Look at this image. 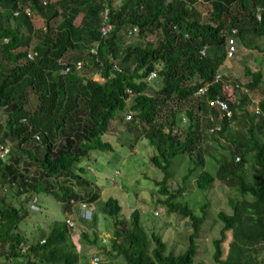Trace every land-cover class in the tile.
I'll list each match as a JSON object with an SVG mask.
<instances>
[{
	"label": "trees",
	"instance_id": "16d2710c",
	"mask_svg": "<svg viewBox=\"0 0 264 264\" xmlns=\"http://www.w3.org/2000/svg\"><path fill=\"white\" fill-rule=\"evenodd\" d=\"M196 1L118 0L114 5L111 0H0V57L7 63L6 73L0 75V108L6 111L0 143L9 138L13 145L12 154L7 149L0 159V190L14 188V196L25 195L16 206L0 207V264H78L74 247L66 245L69 200L91 208L97 195H79L66 180L87 184L73 173V166L91 150L112 151L101 136L109 121H120L127 112L126 124L143 131L154 152L149 162L163 174L156 182L166 195L161 203L169 212L187 217L191 232L182 252L166 251L158 234L147 236L138 210L124 217L117 200L107 197L99 212L112 217L105 255L114 253L112 257L119 256L122 264H203L195 260V239L207 214L205 192L217 179L237 197L227 199L230 213L221 209L214 213L220 229L211 239L212 262L264 264V89L253 109H248L249 92L264 85L262 70L242 69L247 81L241 86L246 92L224 88V76L202 97L194 96L212 79L231 27L245 48L252 38L264 39V0H202L207 22L201 21ZM26 7L29 14L23 11ZM105 9L110 27L103 35ZM56 18L51 32L50 23ZM156 34L155 41L142 45L127 42L129 35ZM202 46L210 50L208 56L199 55ZM252 49L264 51L258 45ZM27 50L35 52L32 59L26 58ZM77 61L82 62L79 70L74 67ZM66 66L69 70L62 73ZM152 69L161 86L151 90V80L145 78ZM94 74L100 80L93 79ZM231 79L232 84L238 82ZM29 93L36 97L32 109L25 106ZM205 98L225 102L230 116L208 107ZM182 103L186 107L181 112ZM207 114L216 117L214 122ZM215 123L220 128L209 132ZM30 142L32 146L25 147ZM38 146L43 147L41 156L35 155ZM174 159H186L187 167L182 186L170 192L164 182ZM208 161L215 164L213 174L205 169ZM190 177L194 187L204 192L202 204L177 200ZM48 194L65 204V218L53 220L46 230L37 224L29 237L12 232L28 216L29 206L38 210L39 200ZM96 214L91 210L89 227Z\"/></svg>",
	"mask_w": 264,
	"mask_h": 264
},
{
	"label": "rangeland",
	"instance_id": "374dc122",
	"mask_svg": "<svg viewBox=\"0 0 264 264\" xmlns=\"http://www.w3.org/2000/svg\"><path fill=\"white\" fill-rule=\"evenodd\" d=\"M111 2L116 5L118 0H111ZM194 6L200 12L201 21L207 22L204 2L197 0ZM78 20L79 17L74 20L75 23ZM58 21V18L51 21V32H53L54 26ZM34 25L39 26V21ZM157 37V34L147 37L129 35L127 42L140 43L142 45L146 41H155ZM250 40V47L247 48L241 44L239 45L237 42L234 56L229 61H225L226 59H224L219 66L222 67L218 71L219 74L222 72L230 80H232L231 78H237L240 85L247 81V78L242 74L244 67H247L251 71L260 68L264 80V62L259 61V59L264 58V51L252 49L255 45L264 48V39L252 38ZM33 43H35L34 40L31 41V44ZM6 67L7 63L0 57V75L6 73ZM92 78L100 80L97 74H94ZM149 84L151 90L159 88L161 86L160 77H155ZM263 89L264 85L249 92V98L251 100V104L248 105L249 110H252L256 102L260 99L262 95L260 91ZM35 98L32 93L27 94L25 106L32 109L36 104ZM185 107L186 104L182 103L180 108L181 112ZM5 112L4 109L0 108V126L6 118ZM126 114L129 113L127 112ZM126 114H123V118L120 121H109L106 132L101 136L104 141L111 144L112 151L101 152L99 150H91L88 153V157L82 158L78 164L73 166V173L78 174L80 178L86 180L87 184H78L74 179L66 180V183L79 195L85 196L92 192L97 195L90 208L93 212L96 211L98 213L96 214V222L91 227L88 226L89 223L91 224V221L83 222L82 220H76V217L73 216V211L76 209L75 204L71 206V214H69V218L67 217V220L70 219L69 221L74 220V224L70 226L66 245L70 248L74 247V251L79 256L78 264H91L90 261L93 257L98 258V264H122L119 256L112 257L115 256L114 253L109 256L105 255V251L110 249L109 236L112 229V217L99 212L107 197H112L117 200L121 207L119 213L124 217H127L132 210H138L139 221L147 236L151 233L158 234L166 244V251L177 254L182 252L187 245V236L191 232L190 220L177 213L169 212L167 207L161 203V200L166 195L159 192L160 188H158L156 182L161 181L163 174L149 162V157L154 154L153 148L148 144L146 138H144L143 131L140 128L130 127L129 129V125L126 124L128 120L125 117ZM63 136L61 134L58 137L57 144L61 142ZM3 140L0 144H4L11 151L9 154H12V141L9 138H4ZM32 144L33 142H30L25 147L29 148ZM42 153L43 147L38 146L35 149V155L41 156ZM173 162L169 168L171 175L164 182V186L170 192L182 186L181 178L187 167L186 159H174ZM78 167H81L82 171H79ZM205 169L213 174L215 169L214 162L208 161ZM31 171L33 172V169ZM61 177L58 178L59 181H62ZM184 185L185 188L181 192V195L177 196V200L180 199L181 201L188 202L190 205L202 204L204 201V192L194 187L193 177L186 179ZM13 193L14 188H1L0 207L9 208V206H16L25 196L20 195L16 197ZM205 196L208 199L207 210L205 209L207 214L201 224L199 235L195 239V260L201 261L203 264H215L211 260V239L218 236L220 223L215 220L214 213L219 209L230 213L227 199L228 197L236 198L237 195L233 189L215 179L212 187L205 192ZM38 205V210L35 205L29 206L28 216L12 232L29 237L35 232L37 224L46 230L48 224L53 220H62L63 217L65 218L63 209L65 204L51 194L43 196L42 200H39ZM82 232L87 234L88 239L91 240L94 238V242L90 243L84 239L81 234ZM21 247H25V245L22 244Z\"/></svg>",
	"mask_w": 264,
	"mask_h": 264
},
{
	"label": "built area",
	"instance_id": "2783aa9c",
	"mask_svg": "<svg viewBox=\"0 0 264 264\" xmlns=\"http://www.w3.org/2000/svg\"><path fill=\"white\" fill-rule=\"evenodd\" d=\"M24 13L25 14H29L30 11H29V8H24L23 9ZM17 12H13V15H15ZM102 17H103V21L104 24L101 25V34H106L108 31H109V25L106 24V9L102 12ZM44 30V27L42 28ZM230 33L232 34L230 37L227 38L226 40V45H227V53L230 54L232 53V51L234 50V39H233V35L236 33L235 32V29H231L230 30ZM204 49H201L199 51V54L200 55H204ZM35 55V52L33 51H30V50H27L26 52V58L28 59H32V57ZM74 67L76 70H79L81 67H82V62L81 61H77L75 64H74ZM115 68V66H113ZM70 66H66L62 73H66L68 70H69ZM155 77H157V71L156 69H152L148 72L145 80L146 81H150V80H153ZM220 78V74L215 72L214 74V77H213V81H217L218 79ZM209 86H210V83L209 82H204L203 85H201L200 87H198L195 92H194V96L196 97H202L206 92L207 90L209 89ZM224 88H230V86L233 88V89H238V90H243L244 92H246V90L240 85V83L236 82L234 84H232L230 82V79H226L225 80V83H224ZM205 104L208 106V107H212V108H215L219 114L220 113H223L225 115V117H229L230 116V112L229 110H227L226 108V104L225 102H223L222 100L220 99H217V98H214V99H207L205 98ZM129 114H126V118L129 119ZM207 118L209 120H214L216 119L213 118V116L211 114H207ZM220 128L219 124L218 123H215L213 126L209 127L208 128V131L209 132H214L216 130H218ZM34 138L36 140H38V136L35 135ZM8 154V150H7V147L3 144H0V159H4L6 157V155ZM237 159V157L235 158ZM35 199H33L32 201H34ZM69 202L71 203V205H76V209L73 211V216L76 217V220H85V221H88L90 218H91V210H90V207H89V204L85 203V202H78V203H74L73 200H69ZM33 205V204H32ZM34 206V205H33ZM70 219L67 220V225L68 227L70 228V226H72L74 224V220L72 221H69ZM98 263V258L97 257H93L91 259V264H97Z\"/></svg>",
	"mask_w": 264,
	"mask_h": 264
},
{
	"label": "clouds",
	"instance_id": "9594fccd",
	"mask_svg": "<svg viewBox=\"0 0 264 264\" xmlns=\"http://www.w3.org/2000/svg\"><path fill=\"white\" fill-rule=\"evenodd\" d=\"M231 29H235V32H237L236 28H232V27H231ZM231 29H230V30H231ZM235 34H236V33H235ZM235 34L232 36L233 39H234V50H233L232 53H230V54L227 53L226 40H227V38L230 37L232 34H231L230 31H229V33H228L227 35H225V37H224V43H223V45H222V47H221V52H220V54H219V55H221V62H220V64L218 65V67L215 68V70H214V74H215V72L218 73V71L221 70L220 68H222V67H219V66L221 65V63H222V61H223L224 59H226L225 61H229V60L234 56V54L236 53L235 51H236V44H237V41H236V39H235ZM201 49H204V51H205L204 53H205V54H204V55H200V54H199L200 56H208V55H209L210 50H208V47L205 48V46H202ZM201 49H199V51H200ZM199 51H198V52H199ZM214 74H213V77H214ZM224 76H225V75H223V73L221 72V74H220V78H219L217 81H213V77H212L211 80L206 81V82H209V83H210V86H211L213 83H216V82L220 81ZM225 77H226V76H225ZM226 79H229V78L226 77ZM210 86H209V87H210Z\"/></svg>",
	"mask_w": 264,
	"mask_h": 264
},
{
	"label": "crops",
	"instance_id": "0c3cea01",
	"mask_svg": "<svg viewBox=\"0 0 264 264\" xmlns=\"http://www.w3.org/2000/svg\"><path fill=\"white\" fill-rule=\"evenodd\" d=\"M91 262V261H90Z\"/></svg>",
	"mask_w": 264,
	"mask_h": 264
}]
</instances>
